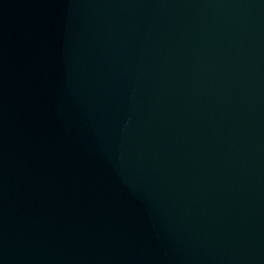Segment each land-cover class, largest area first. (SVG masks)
<instances>
[{"label":"water","instance_id":"obj_1","mask_svg":"<svg viewBox=\"0 0 264 264\" xmlns=\"http://www.w3.org/2000/svg\"><path fill=\"white\" fill-rule=\"evenodd\" d=\"M0 264H264V0H0Z\"/></svg>","mask_w":264,"mask_h":264}]
</instances>
